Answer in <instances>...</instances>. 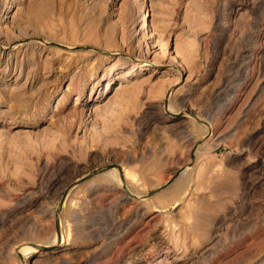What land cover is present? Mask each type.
Masks as SVG:
<instances>
[{
	"label": "rangeland",
	"instance_id": "374dc122",
	"mask_svg": "<svg viewBox=\"0 0 264 264\" xmlns=\"http://www.w3.org/2000/svg\"><path fill=\"white\" fill-rule=\"evenodd\" d=\"M0 42V264H264V0H0ZM194 151L179 192L76 184L147 194Z\"/></svg>",
	"mask_w": 264,
	"mask_h": 264
},
{
	"label": "bare ground",
	"instance_id": "6f19581e",
	"mask_svg": "<svg viewBox=\"0 0 264 264\" xmlns=\"http://www.w3.org/2000/svg\"><path fill=\"white\" fill-rule=\"evenodd\" d=\"M145 25H147V24H145ZM23 43H25L24 41H22V42H20L19 43V45L18 46H23ZM29 43H30V41H29ZM48 43V42H47ZM0 45H2V47H4V44H2L1 42H0ZM146 60H148V59H146ZM148 62V61H147ZM181 72V71H180ZM182 73V72H181ZM191 117H193V119H197V120H200V121H205L206 122V124H204L205 126H204V138L206 137V139L208 140V138L209 139H211L210 137L212 136V135H214L215 133H216V131H217V129H218V126H217V124L216 123H214V121H211V120H209V119H207L203 114H198V115H194V114H192L191 115ZM207 119H205V118ZM209 117V116H208ZM212 119V118H211ZM219 125V124H218ZM213 138V137H212ZM192 154H195V151L192 153ZM193 162H194V158L191 160V162H189V164L186 166V168H185V170L182 172V174L185 172H188L190 169H192V165H193ZM192 163V165H190ZM105 173H108V175H106ZM105 173H103V174H105L106 175V178L107 177H110V178H113V179H115L119 184H120V186L122 187V189L124 190V193H125V196L126 197H136L137 199L138 198H147L146 197V195L147 194H144V193H141L140 191H136V192H134V191H132V188H131V184H130V182H129V179L131 180V179H134V177L135 176H132L131 175V173H129L128 172V170H122V169H120L118 166H115V167H112L111 169H109V170H107ZM181 174V175H182ZM185 177H183V179H180V181L179 182H177V184H175L174 186H172L173 188H172V192H179L178 190H180L182 187H186V185H190V182L191 181H189V183L188 184H186L185 186H184V184H185V182H187L186 180H188V179H186V174H183ZM182 175V176H183ZM189 176V175H188ZM105 178V177H104ZM105 178V179H106ZM188 178V177H187ZM190 178V177H189ZM98 180H100V178H97V179H95V180H89V181H87V182H83L82 184H80V185H77L78 187H80L79 189H78V192H90V191H92V190H94V189H96V181H98ZM193 180V179H192ZM135 183V182H134ZM77 187V188H78ZM190 187V186H189ZM187 188V187H186ZM71 189V188H70ZM70 189H69V191L66 193V197L67 198H65V200L66 201H69V206H70V213L72 212V214L74 215V214H76L77 213V206L75 205V200L77 199V195L78 194H73V192H71L70 191ZM184 190V189H183ZM183 190H181V192L183 191ZM186 190H188V189H186ZM184 195V194H183ZM123 198V197H122ZM166 199V198H165ZM64 200V204H63V206H65V203H66V201ZM62 206V207H63ZM67 211H68V209H67ZM71 215V214H70ZM70 215H68V217L70 216ZM78 220V219H77ZM74 221H75V219H74ZM68 222V221H67ZM74 224V223H73ZM64 229H66L65 230V235H64V233L63 234H60V233H56L54 236V238L51 240V241H49V242H45V243H42V244H37V245H43V246H52V245H61L63 242H64V240H69L70 238H71V236L73 235V227H72V225L68 222L66 225H64V223H63V221H62V232H63V230ZM61 232V233H62ZM32 247V246H31ZM30 248V246L29 245H26V244H22L18 249V252L20 253V254H22L21 256L23 257V260H24V264H27V258H28V253H29V249ZM37 248V247H36ZM36 248H34V249H36Z\"/></svg>",
	"mask_w": 264,
	"mask_h": 264
},
{
	"label": "water",
	"instance_id": "95a60500",
	"mask_svg": "<svg viewBox=\"0 0 264 264\" xmlns=\"http://www.w3.org/2000/svg\"><path fill=\"white\" fill-rule=\"evenodd\" d=\"M58 45H61V44H58ZM62 46V45H61ZM194 158V154H192V159ZM190 165H192V163L190 164ZM115 166H118V165H116V164H108V165H105V166H102V167H100V168H98V169H94V170H92V171H90L88 174H86V175H84L83 177H81V178H79V179H77L76 180V184H78V183H80V182H82V181H84V180H86V179H88V178H90V177H92V176H94V175H96V174H98V173H101V172H104V171H107V170H109V169H111L112 167H115ZM185 166H183L182 168H180L176 173H175V175L171 178V179H169L165 184H163L162 186H160V187H158V188H156V189H154V190H152V191H150L149 193H147V195H146V197H151L152 195H154V194H156V193H158V192H160V191H162V190H164V189H166L167 187H169L173 182H174V180L185 170ZM69 190H66L64 193H63V195H62V197H61V199H60V202H59V204H58V210H61V208H62V206H63V204H64V200H65V198H66V193L68 192ZM57 231L60 233V227H59V220H58V218H57ZM33 247H37V249L38 250H52V249H54V248H56V247H58V245H52V246H43V245H37V244H34L33 245ZM20 254V253H19ZM22 254H20V256H21Z\"/></svg>",
	"mask_w": 264,
	"mask_h": 264
}]
</instances>
